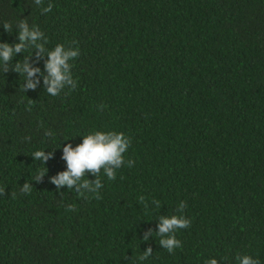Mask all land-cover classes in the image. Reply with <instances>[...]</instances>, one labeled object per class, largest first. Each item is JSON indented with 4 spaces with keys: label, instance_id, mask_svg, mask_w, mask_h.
Returning a JSON list of instances; mask_svg holds the SVG:
<instances>
[{
    "label": "trees",
    "instance_id": "trees-1",
    "mask_svg": "<svg viewBox=\"0 0 264 264\" xmlns=\"http://www.w3.org/2000/svg\"><path fill=\"white\" fill-rule=\"evenodd\" d=\"M22 20L45 51L0 64V264H264V0H0V45ZM57 44L79 56L52 96ZM95 131L126 135L133 166L57 188L63 147ZM181 215L170 254L158 224Z\"/></svg>",
    "mask_w": 264,
    "mask_h": 264
},
{
    "label": "clouds",
    "instance_id": "clouds-1",
    "mask_svg": "<svg viewBox=\"0 0 264 264\" xmlns=\"http://www.w3.org/2000/svg\"><path fill=\"white\" fill-rule=\"evenodd\" d=\"M37 5L42 3V0H35ZM51 11V5L47 8H43L44 13ZM19 29L18 39L20 43L14 46L0 45V64L9 61L14 54L20 53L24 48L25 42L32 43L40 52H44L45 49L38 43L41 39L42 33L37 28L30 29L26 20H22L18 25ZM5 31H10L12 26L5 23L3 26ZM79 56L78 48H65L64 45L57 44L52 51L47 52V62L45 64V71L47 77L45 83L48 85L47 92L52 96L58 95V89H62L65 84L71 85L72 89L76 87L74 82L71 67L69 61H74ZM19 71V69H17ZM23 72L27 73V77H32L39 72V69H31L25 63ZM28 88H34L35 85L29 81L27 84ZM131 146L130 139L123 133L117 132H102L95 131L91 134L82 136V143L77 145L75 148L68 144L62 149V159L66 163V171L58 174L57 177L51 180V183L57 186H67L69 189L74 184H77L85 173L98 176L100 170L103 169V174L108 180L115 179L116 170L122 166L132 167L133 162L131 160L125 161L124 155L128 148ZM51 154L45 156L43 150H37L33 153V157L37 161H46L49 159ZM43 176L40 174L38 180ZM83 188L88 189L87 193L82 195L91 194L93 197L99 199L98 190L103 187L100 180L97 179L94 184L90 185L85 179L80 185ZM30 188L26 184L21 191L24 193L29 192ZM143 199V198H141ZM159 206V201H156ZM185 208V204L181 202L178 205V211L182 212ZM71 211V208H69ZM190 225V220L184 216H172L170 218H160L158 224V235L162 238L159 243L166 249L170 254L181 246L180 241L176 239L175 233L178 230L186 229ZM167 234V235H166ZM152 255L151 249H147L143 254L136 257L135 264H143ZM236 261L238 264H259L257 259H253L251 256H237ZM206 264H219L217 259L213 258L206 262Z\"/></svg>",
    "mask_w": 264,
    "mask_h": 264
}]
</instances>
